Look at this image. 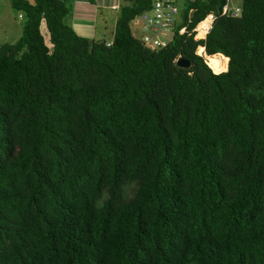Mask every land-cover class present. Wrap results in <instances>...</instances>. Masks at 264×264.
<instances>
[{
    "label": "trees",
    "instance_id": "obj_1",
    "mask_svg": "<svg viewBox=\"0 0 264 264\" xmlns=\"http://www.w3.org/2000/svg\"><path fill=\"white\" fill-rule=\"evenodd\" d=\"M128 1L107 46L66 22L68 0H12L24 35L0 42V264H264V0L239 17L187 2L188 33L158 51L131 29L152 0Z\"/></svg>",
    "mask_w": 264,
    "mask_h": 264
},
{
    "label": "built area",
    "instance_id": "obj_2",
    "mask_svg": "<svg viewBox=\"0 0 264 264\" xmlns=\"http://www.w3.org/2000/svg\"><path fill=\"white\" fill-rule=\"evenodd\" d=\"M198 0H187L189 3H195ZM180 0H152L150 9L145 10L132 21L131 27L134 26L139 30V40L146 49L151 51H158L166 48L174 39L176 32L179 35L188 33L190 25L193 23L194 9H191L188 15L187 23L184 22L183 14H181ZM231 0H226L223 7L222 15L239 17L242 14V7H234L231 5ZM117 9L118 7H114ZM183 17V18H182ZM217 17L215 14H208L202 21H200L189 33H195L196 41H205L207 35L211 32ZM181 21L184 22L181 25ZM200 32L204 33L202 40H197ZM111 42H107V46H111ZM205 47L199 46L198 49ZM198 49L196 52H198ZM197 55L202 56L203 54ZM205 59V58H204ZM207 62V61H206Z\"/></svg>",
    "mask_w": 264,
    "mask_h": 264
},
{
    "label": "rangeland",
    "instance_id": "obj_3",
    "mask_svg": "<svg viewBox=\"0 0 264 264\" xmlns=\"http://www.w3.org/2000/svg\"><path fill=\"white\" fill-rule=\"evenodd\" d=\"M32 1V0H30ZM98 2V7H94L96 15L98 16V21L94 22L93 25L96 26L94 31L96 32V36L105 41H112L113 37L109 35V29L115 25L118 17V12L115 9H112V2L109 0L108 4H102V0H95ZM232 5L234 7H239L242 6L243 0H231ZM3 7L1 6L0 2V42L1 43H8V44H15L17 43L22 36L24 35V20L23 18L21 19L19 17L20 14L17 12L14 13L13 10L10 9V3L8 1H3ZM122 3L124 4H129L128 0H121ZM180 5V10L181 14L186 11L187 3L184 2V0H181L179 2ZM90 8H92V5H88ZM9 14L10 16H5V14ZM14 13V15H13ZM14 21V22H13ZM66 22L69 23L70 20L69 18L66 19ZM16 27L17 29L19 28L20 30L12 29L8 30L9 27ZM108 29V30H107ZM132 33L136 38H139V30L135 28L134 26L131 27ZM6 30L7 33H6ZM45 40L47 45L52 48V45L50 43V39L46 38ZM199 40V39H197ZM199 54V49L198 52ZM205 60L207 61L205 55L203 54Z\"/></svg>",
    "mask_w": 264,
    "mask_h": 264
},
{
    "label": "crops",
    "instance_id": "obj_4",
    "mask_svg": "<svg viewBox=\"0 0 264 264\" xmlns=\"http://www.w3.org/2000/svg\"><path fill=\"white\" fill-rule=\"evenodd\" d=\"M3 1H8L10 3L9 4L10 9L13 10L14 13L16 12L12 7V0H0L2 7L4 3ZM109 1L112 2V9H115L114 8L115 6L118 7L115 10L118 12V17H119L120 8L122 5H125V4L122 3L121 0H109ZM109 1L106 2V0H102V4H108ZM184 2L187 3V0H184ZM67 5L69 6L71 10V14L69 16L70 24L74 28V30L77 32V34L82 37H87L89 39L101 40L96 36V32L94 31L96 26L93 25L94 22L98 21V16L96 15V12L94 10L95 9L94 7H98V2H96L95 0H94V3H91L88 0H68ZM88 5H92V8H90ZM231 5H232V2H231ZM5 16L6 17L10 16V13L5 14ZM19 17L22 19L21 14L19 15ZM115 28H116V23L115 25H113L112 28L109 29V33H110L109 35H111L113 39H114V34H115ZM12 29H16L18 31L20 30L19 28L17 29L15 26L14 27L10 26L8 28V30H12ZM8 30H6V33ZM41 31L44 37L46 36V38L50 39V33L48 31L45 21L42 23ZM106 42H111V41H106Z\"/></svg>",
    "mask_w": 264,
    "mask_h": 264
},
{
    "label": "bare ground",
    "instance_id": "obj_5",
    "mask_svg": "<svg viewBox=\"0 0 264 264\" xmlns=\"http://www.w3.org/2000/svg\"><path fill=\"white\" fill-rule=\"evenodd\" d=\"M199 34L204 35L203 32ZM202 40V39H201ZM199 54H204L207 59V64L214 70V72L218 73L223 69V59L219 56H209L204 53V48L199 49Z\"/></svg>",
    "mask_w": 264,
    "mask_h": 264
},
{
    "label": "water",
    "instance_id": "obj_6",
    "mask_svg": "<svg viewBox=\"0 0 264 264\" xmlns=\"http://www.w3.org/2000/svg\"><path fill=\"white\" fill-rule=\"evenodd\" d=\"M177 63H178V66L182 68H189L191 64L190 61L185 60L183 58H180Z\"/></svg>",
    "mask_w": 264,
    "mask_h": 264
}]
</instances>
